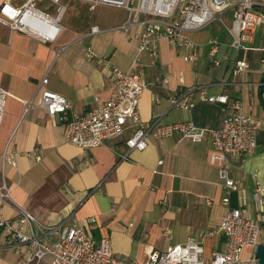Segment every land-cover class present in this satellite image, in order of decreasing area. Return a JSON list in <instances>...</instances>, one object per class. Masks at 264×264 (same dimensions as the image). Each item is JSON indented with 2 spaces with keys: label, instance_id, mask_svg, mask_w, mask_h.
<instances>
[{
  "label": "crops",
  "instance_id": "obj_1",
  "mask_svg": "<svg viewBox=\"0 0 264 264\" xmlns=\"http://www.w3.org/2000/svg\"><path fill=\"white\" fill-rule=\"evenodd\" d=\"M125 17L122 9L99 6L91 17L80 16L81 26H88L84 32L63 26L53 44L11 32L0 23V87L7 92L0 158L4 150L19 152L16 165L4 170L5 182L13 201L41 223L67 225L74 221L95 239L109 238L122 264L142 263L149 247L164 251L189 237L201 243L203 256L209 258L212 251L225 247V237L218 231L225 212L223 180L219 168L209 161L210 140L192 143L176 137L151 138L144 150L128 152L124 136L83 149L65 141L63 127L43 108L24 111L45 73L46 88L67 98L73 104V114L104 103L112 90V66L128 70L136 53L135 43H128L117 29ZM92 25L101 32L85 36ZM260 28L249 44L253 48L261 47L256 45ZM195 33L190 37L201 48L194 64L184 62V50L166 40L158 44L155 65L146 54L141 56L137 69L147 85L139 101V115L145 124L160 117L161 123L190 120L196 126L218 130L224 120L220 104L208 103L195 93L189 96L188 110L169 109L168 99L188 86L202 85L209 94H227L240 102L247 114L262 121V126L253 154L228 156V175L238 187L231 204L252 205L254 175L264 186V68L260 64L264 52H236L221 43L220 56L248 61L249 69L237 74L227 60L218 67L210 65L204 44L207 36ZM61 46L66 48L59 51ZM87 47L94 57L86 56ZM177 57L186 65L178 64ZM162 78L168 79L165 87ZM155 95L160 98L157 103ZM35 148L40 161L35 160ZM3 215L12 218L14 210L5 207ZM244 255H248L246 250ZM18 260L15 251L5 246L0 230V264H18ZM42 264H49V259Z\"/></svg>",
  "mask_w": 264,
  "mask_h": 264
},
{
  "label": "built area",
  "instance_id": "obj_2",
  "mask_svg": "<svg viewBox=\"0 0 264 264\" xmlns=\"http://www.w3.org/2000/svg\"><path fill=\"white\" fill-rule=\"evenodd\" d=\"M67 1L21 0L12 3L4 0L0 4V23L6 25L11 32L18 31L43 43L53 44L63 30L62 21L68 9ZM77 1L89 10L107 6L125 11L126 17L117 29L124 34L128 43H135L136 53L132 64L126 71L112 66V90L109 98L80 115L71 112L73 104L67 98L46 88L48 74L45 73L38 83L35 96L25 104L24 111L43 108L49 117L61 124L65 141L83 149H92L124 136L128 152L144 150L151 138L176 137L178 141L192 143L210 140L212 151L209 161L219 168L220 178L223 180L224 194L221 201L225 212L218 231L225 237L224 249L214 250L209 258H205L201 243L194 237H189L185 242L170 246L164 251L149 247L146 260L138 264H258L255 251L258 244L264 245V186L254 175L252 205L244 203L232 206L231 197L238 192V187L228 175V156H248L256 151L262 121L247 114L240 102L230 99L227 94H209L205 86L199 85L188 86L178 95L171 96L168 108L188 110L191 106L189 96L199 93L206 102L218 103L223 107L224 120L220 129L196 126L190 120L161 123L160 117L145 124L138 108L147 83L137 65L144 54L152 65L156 64L161 40L183 49V61L194 64L199 58L201 44L193 40L190 33L200 32L214 21H219L224 27L232 50L239 52L258 49L264 52V45L260 48L249 46L256 30L264 25V0ZM228 11H232V14L227 24L223 16ZM99 32L101 29L92 25L85 36ZM204 44L210 65L218 67L222 61L227 60L237 74L249 69V63L245 59H227L226 56L219 55L221 43L217 36H208ZM65 48L66 46H61L59 51ZM86 56L94 57L90 47L86 48ZM260 64L264 68V58H261ZM179 81L183 83L181 76ZM167 83V78L161 79L162 86L165 87ZM6 97V90L0 87V127ZM159 99L155 95L156 103ZM18 156L17 151L4 150L0 158V230L3 232L5 246L19 256L18 264H42L46 259H49V264H122L115 255L109 238L95 239L74 221L67 225L43 224L13 201L11 188L5 182L4 170L8 165L15 166ZM34 156L36 161H40L36 148ZM5 207L14 210L12 218L3 215ZM247 249L251 252L244 255Z\"/></svg>",
  "mask_w": 264,
  "mask_h": 264
},
{
  "label": "rangeland",
  "instance_id": "obj_3",
  "mask_svg": "<svg viewBox=\"0 0 264 264\" xmlns=\"http://www.w3.org/2000/svg\"><path fill=\"white\" fill-rule=\"evenodd\" d=\"M67 12L62 21V25L66 28H74L77 32H84L88 26H81L83 21L80 20V16L87 14L88 17L92 16L94 10H89L87 6L77 0H68L67 1ZM232 11H228L224 14V21L228 24L231 19ZM89 25V22H88ZM199 37L210 36L213 34H218V39L220 43L229 45L230 39L227 37V33L224 27L219 23V21H214L211 25L206 26L202 31L196 32ZM206 37V38H207ZM264 25L258 30L256 45L262 46L264 43ZM263 43V44H262ZM143 56V55H142ZM177 63L186 65L182 62L180 57H177ZM258 65V63L256 64ZM246 252L250 253L251 250L247 249Z\"/></svg>",
  "mask_w": 264,
  "mask_h": 264
},
{
  "label": "water",
  "instance_id": "obj_4",
  "mask_svg": "<svg viewBox=\"0 0 264 264\" xmlns=\"http://www.w3.org/2000/svg\"><path fill=\"white\" fill-rule=\"evenodd\" d=\"M255 257L258 259V264H264V245L262 243L258 244Z\"/></svg>",
  "mask_w": 264,
  "mask_h": 264
}]
</instances>
